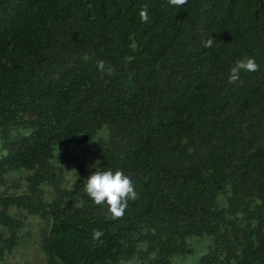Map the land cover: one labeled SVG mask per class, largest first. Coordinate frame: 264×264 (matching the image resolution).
<instances>
[{"label": "trees", "instance_id": "1", "mask_svg": "<svg viewBox=\"0 0 264 264\" xmlns=\"http://www.w3.org/2000/svg\"><path fill=\"white\" fill-rule=\"evenodd\" d=\"M107 169L123 218L83 191ZM0 186V259L29 224L45 264H264V0H0Z\"/></svg>", "mask_w": 264, "mask_h": 264}, {"label": "clouds", "instance_id": "2", "mask_svg": "<svg viewBox=\"0 0 264 264\" xmlns=\"http://www.w3.org/2000/svg\"><path fill=\"white\" fill-rule=\"evenodd\" d=\"M187 2L188 0H168L169 5L175 7H182ZM214 39L213 37H209L204 40L203 47H211ZM84 59L88 60L90 57L85 56ZM96 68L101 73L114 74L111 67H106L104 60L96 61ZM258 70L259 65L256 63L255 58L245 56L237 59L234 61V66L230 69L228 82L236 83L242 71L256 72ZM25 134L28 135L30 133ZM77 178H79L78 175ZM83 191L95 205L106 207L108 219L123 218L129 201H135L139 198V194L135 190L131 178L121 170H94L84 181ZM256 203H260V201L257 200ZM101 235L102 233L99 231L94 232V239L99 238Z\"/></svg>", "mask_w": 264, "mask_h": 264}, {"label": "rangeland", "instance_id": "3", "mask_svg": "<svg viewBox=\"0 0 264 264\" xmlns=\"http://www.w3.org/2000/svg\"><path fill=\"white\" fill-rule=\"evenodd\" d=\"M85 148L86 145L84 144L72 145L68 148L70 152L74 153V158L66 168L64 173L65 179H73L75 176L74 171L78 169L82 161H86V165H90L87 153L84 150ZM5 187L6 186H0V194L4 192ZM11 191H14V189L9 190V193ZM45 198L47 200H51L53 198V193L49 187L45 188ZM24 221L31 222L34 226H37L35 224L34 217H28V219ZM25 230H29L30 235H25L24 233V235L20 238V244L18 247L12 253H6L4 257L0 259V264H45L46 257L42 254L39 248L34 227L28 224Z\"/></svg>", "mask_w": 264, "mask_h": 264}]
</instances>
